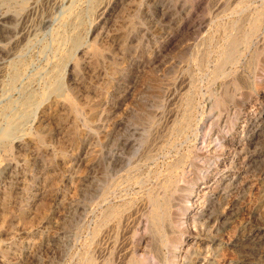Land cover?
Returning <instances> with one entry per match:
<instances>
[{
    "label": "rangeland",
    "instance_id": "rangeland-1",
    "mask_svg": "<svg viewBox=\"0 0 264 264\" xmlns=\"http://www.w3.org/2000/svg\"><path fill=\"white\" fill-rule=\"evenodd\" d=\"M0 73V264H264V0H0Z\"/></svg>",
    "mask_w": 264,
    "mask_h": 264
},
{
    "label": "bare ground",
    "instance_id": "bare-ground-1",
    "mask_svg": "<svg viewBox=\"0 0 264 264\" xmlns=\"http://www.w3.org/2000/svg\"><path fill=\"white\" fill-rule=\"evenodd\" d=\"M101 11V10H100ZM194 28V27H193ZM221 35V34H220ZM13 45V44H12ZM1 74V73H0ZM69 74V73H68ZM45 86V85H44ZM199 86V85H198ZM19 89V88H18ZM7 110V109H6ZM74 158V157H73ZM155 161V160H154ZM153 161V162H154ZM237 165V164H236ZM206 171V170H205ZM207 181V180H206ZM225 183V182H224ZM206 185V184H205ZM201 193V192H200ZM106 197V196H105ZM113 206V205H112ZM115 235V234H114ZM29 244V243H28ZM196 247V246H195ZM104 253V252H103Z\"/></svg>",
    "mask_w": 264,
    "mask_h": 264
}]
</instances>
